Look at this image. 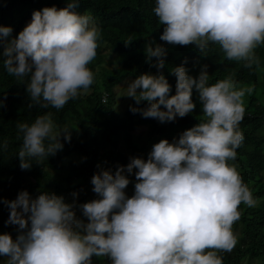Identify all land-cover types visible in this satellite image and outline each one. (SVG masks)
I'll return each instance as SVG.
<instances>
[{
	"label": "clouds",
	"instance_id": "clouds-1",
	"mask_svg": "<svg viewBox=\"0 0 264 264\" xmlns=\"http://www.w3.org/2000/svg\"><path fill=\"white\" fill-rule=\"evenodd\" d=\"M79 3L67 0L62 8L34 10L16 36L11 26L0 25L4 70L25 86L30 110H45L31 122L16 123L21 170L33 161L43 165L71 141L78 126L60 125L51 109L62 110L95 83L89 65L97 56L101 29L92 15L75 11ZM152 11L163 25L161 41L194 45L202 56L218 46L225 59L261 68L256 49L264 45V0H155ZM145 55L157 71L127 82L122 95L134 101L130 111L171 122L195 110V90L202 108L199 122L178 139L155 143L147 159L131 156L115 170L98 163L91 177L95 199L77 203L79 193L73 191L68 202L45 189L35 197L21 190L15 199H3L9 209L6 224L17 226L15 238L0 234L4 264H93L94 256L111 264H222L220 253L234 249L239 206L257 203L230 163L244 140L245 97L255 86L231 74L209 83L207 64L197 77L183 64L168 67L167 48L154 37ZM165 67L176 78L174 94ZM8 147L7 139L0 143V151ZM133 172L134 193L128 196Z\"/></svg>",
	"mask_w": 264,
	"mask_h": 264
},
{
	"label": "trees",
	"instance_id": "trees-1",
	"mask_svg": "<svg viewBox=\"0 0 264 264\" xmlns=\"http://www.w3.org/2000/svg\"><path fill=\"white\" fill-rule=\"evenodd\" d=\"M66 4L67 0H0V25L11 26L12 35L16 36L30 22L34 10L53 5L62 8ZM154 6L155 0H80L75 11L92 15L101 29L97 56L89 65L95 73V83L87 94L70 100L62 110L51 109L57 123L78 127L72 131L71 141L64 142L62 150L54 156L49 155L43 165L33 161L28 170H21L16 154L20 143L16 139V123L31 122L45 110L28 108L25 86L6 73L0 60V99H4L0 107V143L5 139L9 141L8 149L0 151V234L7 232L13 238L17 235V226L6 224L9 209L3 199L13 200L21 190L35 197L38 189L68 197L78 191L77 203L95 199L91 177L97 171V164L115 170L116 165L129 162V157L119 148L120 141L131 156L147 159L155 143L163 138L170 142L178 139L184 130L199 122L202 108L195 90L192 96L195 110L171 122L161 123L157 119L144 118L140 113L134 114L129 108L134 104L132 99L123 111L117 110L116 88L119 85L141 73H156V68L146 63L145 55L147 41L154 37L167 48L168 67L183 64L190 75L197 77L200 66L207 64L209 83L231 74L240 83L255 86L245 100V114L240 124L244 140L237 149L236 160L230 163L237 165L257 203L254 207L239 206L241 216L233 225L238 242L231 252H221L220 256L222 264H264V45L256 49L261 68L246 69L225 59L218 46H210L208 55L202 56L194 45L167 44L160 40L163 25H159L152 11ZM168 67L164 73L174 94L176 78ZM139 127L146 129V134L141 136L144 143L133 136V131ZM70 165V174L64 176L63 170ZM134 172L125 189L128 196L134 193ZM25 174L29 180L25 179ZM93 264L111 262L107 257L94 256Z\"/></svg>",
	"mask_w": 264,
	"mask_h": 264
},
{
	"label": "rangeland",
	"instance_id": "rangeland-1",
	"mask_svg": "<svg viewBox=\"0 0 264 264\" xmlns=\"http://www.w3.org/2000/svg\"><path fill=\"white\" fill-rule=\"evenodd\" d=\"M130 81V79H127L124 83H122L121 85H119L117 88H116V99H117V110L119 112L123 111V109L125 108V105L126 103L131 99L130 97H127V96H123L122 94L126 91V88H127V82ZM244 85H250L248 83H244ZM257 93H259V90L257 91ZM249 97V95H246L245 97V100L246 98ZM142 134H146V129L144 127H139L137 128L136 130L133 131V136L134 138H137V141L138 139H140L139 143H144V138H142ZM119 148L121 150L124 151V153L130 158L131 155H130V152L128 150L125 149L124 147V144L120 141L119 142ZM71 169V165L70 166H67L64 170H63V175L64 176H67L69 173V170ZM25 179L26 180H29V177L27 174H25ZM65 198L67 197V199H71L70 202L72 201V198H70L71 196H66V195H63ZM95 198V197H93ZM77 214L78 215H81L79 209L77 210ZM6 260V258L4 257H0V264H4V261Z\"/></svg>",
	"mask_w": 264,
	"mask_h": 264
}]
</instances>
